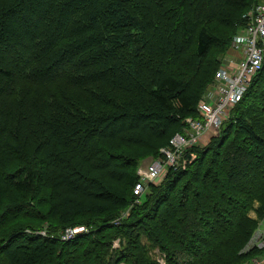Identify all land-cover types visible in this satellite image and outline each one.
<instances>
[{
    "label": "trees",
    "instance_id": "16d2710c",
    "mask_svg": "<svg viewBox=\"0 0 264 264\" xmlns=\"http://www.w3.org/2000/svg\"><path fill=\"white\" fill-rule=\"evenodd\" d=\"M259 1L0 0V264L264 258L245 249L264 221V62L218 135L134 193Z\"/></svg>",
    "mask_w": 264,
    "mask_h": 264
},
{
    "label": "built area",
    "instance_id": "2783aa9c",
    "mask_svg": "<svg viewBox=\"0 0 264 264\" xmlns=\"http://www.w3.org/2000/svg\"><path fill=\"white\" fill-rule=\"evenodd\" d=\"M243 17L245 24L232 37L209 85L212 96L204 97L197 105L200 118H187V128L182 133H176L168 147L161 148L158 156L147 158L141 163L138 169L140 180L134 187L136 195L144 193L148 184L161 181L169 167L184 165L185 151L201 144L204 135L208 134V140L218 135L230 110L241 100L254 75L260 70L264 62V0L251 6ZM263 225V221L260 222L245 248L264 247ZM87 232L85 226L70 227L61 238L70 240ZM259 261L256 257L251 264H260Z\"/></svg>",
    "mask_w": 264,
    "mask_h": 264
},
{
    "label": "rangeland",
    "instance_id": "374dc122",
    "mask_svg": "<svg viewBox=\"0 0 264 264\" xmlns=\"http://www.w3.org/2000/svg\"><path fill=\"white\" fill-rule=\"evenodd\" d=\"M208 97V96H212V92H211V88L208 86L207 87V89L205 90V93L203 94V98L204 97ZM223 126V125H222ZM212 137V136H211ZM210 137V138H211ZM209 141H210V139L209 140H207V139H202V145H206V144H208L209 143ZM143 162V161H142ZM144 174V173H143ZM160 182V181H159ZM158 182V183H159ZM143 194V193H142ZM142 194H140V196L142 195ZM71 197V196H70ZM139 199H137L136 200V202L138 201ZM252 216H254V214L252 213L251 214ZM263 223H264V221H263ZM264 226V225H263ZM9 231H10V229H0V236H5V235H7L8 233H9ZM141 241L143 242H147V240L144 238V237H142L141 238ZM113 242L115 243L113 246H112V248H115V250H117V249H119L120 248V245H121V241H120V238H116L115 240H113ZM122 247V246H121ZM246 249V248H245ZM259 249H261V248H259ZM151 251H150V254H151V256L156 260V261H158V262H164V259H162L163 258V253H161L158 249H157V247H154V248H151L150 249ZM160 256H162V257H160ZM255 258V257H254ZM254 258H252L251 260H249V261H247V262H245V264H251L252 263V261L254 260ZM258 258H260V257H257V259ZM260 264H264V258H261L260 259Z\"/></svg>",
    "mask_w": 264,
    "mask_h": 264
},
{
    "label": "crops",
    "instance_id": "0c3cea01",
    "mask_svg": "<svg viewBox=\"0 0 264 264\" xmlns=\"http://www.w3.org/2000/svg\"><path fill=\"white\" fill-rule=\"evenodd\" d=\"M208 134H206V135H204L203 137H202V139H207L208 140Z\"/></svg>",
    "mask_w": 264,
    "mask_h": 264
}]
</instances>
